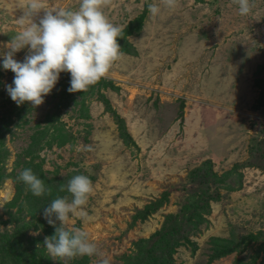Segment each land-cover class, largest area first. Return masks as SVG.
Returning <instances> with one entry per match:
<instances>
[{
	"label": "rangeland",
	"instance_id": "374dc122",
	"mask_svg": "<svg viewBox=\"0 0 264 264\" xmlns=\"http://www.w3.org/2000/svg\"><path fill=\"white\" fill-rule=\"evenodd\" d=\"M24 2L0 0V264H98L53 259L44 245L55 233L44 208L71 199L59 188L76 175L93 182L92 219L67 227L87 232L109 264L144 263L151 248L174 264H264V0L247 16L233 0H180L174 11L162 0H112L104 12L122 29L123 58L86 92L69 93L71 74L60 73L36 107L11 99L15 74L3 68L29 22ZM29 168L50 193L36 197L18 180ZM149 204L158 209L138 216Z\"/></svg>",
	"mask_w": 264,
	"mask_h": 264
},
{
	"label": "clouds",
	"instance_id": "9594fccd",
	"mask_svg": "<svg viewBox=\"0 0 264 264\" xmlns=\"http://www.w3.org/2000/svg\"><path fill=\"white\" fill-rule=\"evenodd\" d=\"M233 3L238 5L241 16L250 15L255 6L252 0H233ZM111 4L112 0H80L77 10H69L47 7L42 0H25L19 6L25 11L20 21L23 23L28 18L29 22L3 54L4 70L15 74L7 92L18 106L25 102H31L33 107L42 105L44 96L51 93L62 72L71 74L69 93L86 92L109 74L124 56L117 42L122 29L111 23L104 12ZM162 4L174 11L180 0H162ZM42 9L45 15L37 24L31 17ZM148 11L156 17L162 9L152 3ZM25 47L29 54L23 62H18L14 55ZM17 178L36 197L51 192L30 168L20 172ZM65 190L71 199L57 197L43 211L44 219L55 228L54 235L44 239L49 255L69 261L83 256L99 257L98 264H109L97 245L90 242L87 232L79 227H67L74 217L82 221L92 219L85 209L94 195L93 182L85 175H76L59 188L61 192Z\"/></svg>",
	"mask_w": 264,
	"mask_h": 264
},
{
	"label": "trees",
	"instance_id": "16d2710c",
	"mask_svg": "<svg viewBox=\"0 0 264 264\" xmlns=\"http://www.w3.org/2000/svg\"><path fill=\"white\" fill-rule=\"evenodd\" d=\"M103 99H104V97H102ZM104 101H105V103L106 104H109V102H108V100H105L104 99ZM108 108H110V107H108ZM120 126H121V128H125V122H124V120L123 119H120ZM5 129L4 128H2L1 130H0V157H2V154L3 155H5V152H7V151H5V149L3 148L4 147V144H5ZM251 166V165H250ZM252 166H257V165H255V164H252ZM261 166H264V164H261L259 167H261ZM263 168V167H262ZM200 173V172H199ZM205 172H201L200 174H199V176L200 175H206V174H204ZM4 176V172L3 171H1L0 170V178H2ZM203 198H206V196L205 197H203ZM158 209V205H152V204H149L147 207H146V209L144 210V211H140L139 212V214H138V216H142L143 218H146L150 213H152L153 211H155V210H157ZM171 233V231H169L168 233L167 232H164V233H162V232H160L158 235H160V240L161 241H163V242H165V241H167V240H169L168 238H167V236L169 235ZM179 244V243H178ZM234 248L233 247H229L228 249H227V251H229V252H231V250H233ZM146 255H145V262L144 263H141V264H174V259H173V256H172V254H171V252H169L168 254H165V255H162V256H160L159 257V255H155V253H154V250H153V248H151L150 249V251L149 252H147V253H145ZM148 255V256H147ZM153 258H155V259H158L156 262L157 263H153V262H151V260L153 259Z\"/></svg>",
	"mask_w": 264,
	"mask_h": 264
}]
</instances>
